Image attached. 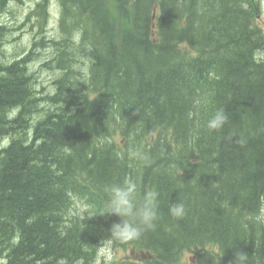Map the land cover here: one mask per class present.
<instances>
[{"label": "trees", "instance_id": "obj_1", "mask_svg": "<svg viewBox=\"0 0 264 264\" xmlns=\"http://www.w3.org/2000/svg\"><path fill=\"white\" fill-rule=\"evenodd\" d=\"M57 2L60 39L38 42L54 51L46 67L61 74L55 92L34 89L33 52L0 63V137L11 139L0 149V257L6 264H95L101 240L120 222L99 216L106 214L104 188L128 178L141 198L158 194L159 219L140 240L113 242L150 260L114 264H189L186 254L192 264H229L236 250L248 264H264L260 0ZM49 5L41 0L35 11L40 32ZM75 29L83 33L79 47ZM7 32L0 27V37ZM84 53L87 74L73 67ZM201 95L207 103L194 108ZM218 108L229 122L211 131L206 123ZM240 136L243 147L235 143ZM130 147L144 159L130 160ZM178 199L183 219L168 213Z\"/></svg>", "mask_w": 264, "mask_h": 264}, {"label": "rangeland", "instance_id": "obj_2", "mask_svg": "<svg viewBox=\"0 0 264 264\" xmlns=\"http://www.w3.org/2000/svg\"><path fill=\"white\" fill-rule=\"evenodd\" d=\"M41 0H7L4 9L0 11V27H6V35H1L0 40V63H12L21 60L32 53V61L28 64V71L32 74L33 86L39 95H49L55 92L54 80L60 75L58 71L50 70L46 67L54 57V51L48 46L38 45V42L46 39V43L60 39L59 17L60 6L57 0H50L45 14L43 32H40V21L35 13ZM261 19L259 25L264 30V0H260ZM43 15V14H42ZM48 43V44H49ZM264 58V53L258 55ZM20 58V59H19ZM9 60V61H8ZM89 59L86 65L80 63V68L86 74L89 72ZM34 78V79H33ZM40 117V116H39ZM37 116V118H39ZM9 137H0V149L9 145ZM80 212L84 211V206L78 202ZM95 264H114L122 261H147L150 260L147 253L137 247L120 248L113 243L110 247H101L98 251ZM190 254H186L183 261L188 262ZM3 259V260H2ZM6 263L0 257V264Z\"/></svg>", "mask_w": 264, "mask_h": 264}, {"label": "clouds", "instance_id": "obj_3", "mask_svg": "<svg viewBox=\"0 0 264 264\" xmlns=\"http://www.w3.org/2000/svg\"><path fill=\"white\" fill-rule=\"evenodd\" d=\"M83 33L79 29H75L71 35V41L79 47L82 42ZM87 50L85 51V53ZM85 53L78 57L81 63L86 65L89 56ZM88 53V52H87ZM81 65H74V68H79ZM207 103L205 95L199 96L194 101V108H199ZM193 112H189L188 116L191 118ZM229 122V116L226 109L218 108L214 114L208 119L206 123L207 129L211 131H220ZM237 134L233 132L228 139L232 140ZM235 143L243 147L246 140L240 136L235 139ZM129 159H144L139 149L135 147L129 148ZM108 196L106 201L105 213L99 216L114 215L120 218V222L113 223L110 229V234L103 238L100 242L103 247H110L113 242L120 244H128L130 242L140 240L143 235L156 228V223L159 219V210L156 204L158 194L156 192H145L141 198L138 194V187L134 180L125 178L120 183L106 185L104 188ZM168 213L175 219H183L187 210L182 200L178 199L177 202H172L168 208ZM97 217V216H95ZM93 216L89 215L86 219H92ZM264 219V197H261V205L258 210L257 221ZM233 249H236L233 248ZM225 255V252L223 256ZM249 256L242 250L234 251V257L229 264H248ZM80 264V261H76ZM189 264H192V256L189 258Z\"/></svg>", "mask_w": 264, "mask_h": 264}, {"label": "bare ground", "instance_id": "obj_4", "mask_svg": "<svg viewBox=\"0 0 264 264\" xmlns=\"http://www.w3.org/2000/svg\"><path fill=\"white\" fill-rule=\"evenodd\" d=\"M1 53V52H0ZM82 56V55H81ZM24 57V56H23ZM20 59V58H19ZM77 59V58H76ZM9 61V60H8ZM8 64V63H7ZM27 66V65H26ZM6 67V66H5ZM27 74H29V73H27ZM61 75V74H60ZM4 76V75H3ZM31 76V75H30ZM30 76H29V78H30ZM63 76V75H62ZM26 77V76H25ZM34 79V78H33ZM32 82V81H31ZM33 83V82H32ZM33 92V91H32ZM50 96V95H49ZM37 97H39L38 95H37ZM41 100V99H40ZM31 101V100H30ZM45 102V101H44ZM73 103V102H72ZM44 104V103H43ZM47 104V103H46ZM21 107V106H20ZM49 108V107H48ZM55 108V107H54ZM57 108V107H56ZM62 108V107H61ZM40 109H41V106H40ZM46 109V108H45ZM19 110H20V108H19ZM38 110V109H37ZM13 111V110H12ZM17 111V110H16ZM21 111V110H20ZM34 111V110H33ZM32 111V112H33ZM45 111V110H44ZM50 111V110H49ZM14 113V112H13ZM20 113V112H19ZM46 114V113H45ZM12 115V114H11ZM16 115V114H15ZM41 115V114H40ZM19 116V115H18ZM13 117V116H12ZM16 118H17V116H15ZM27 118H28V116H27ZM35 118V117H34ZM34 118H33V120H34ZM43 118V117H42ZM39 120V119H38ZM29 138V137H28ZM17 238V237H16ZM13 246V245H12ZM3 257V256H2ZM3 260V259H2ZM6 262V261H5ZM3 264H4V261L2 262ZM8 263V262H7ZM6 264V263H5Z\"/></svg>", "mask_w": 264, "mask_h": 264}]
</instances>
